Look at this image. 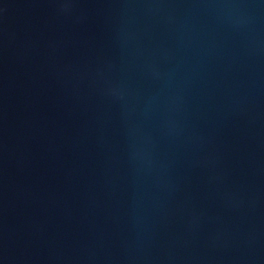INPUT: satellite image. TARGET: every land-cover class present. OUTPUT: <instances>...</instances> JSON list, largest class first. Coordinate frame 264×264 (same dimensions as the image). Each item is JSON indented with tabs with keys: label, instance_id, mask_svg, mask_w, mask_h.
I'll return each instance as SVG.
<instances>
[{
	"label": "water",
	"instance_id": "water-1",
	"mask_svg": "<svg viewBox=\"0 0 264 264\" xmlns=\"http://www.w3.org/2000/svg\"><path fill=\"white\" fill-rule=\"evenodd\" d=\"M0 264H264V144L123 0H0Z\"/></svg>",
	"mask_w": 264,
	"mask_h": 264
}]
</instances>
